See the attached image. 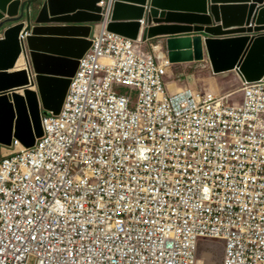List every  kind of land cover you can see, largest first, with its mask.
<instances>
[{"label":"built area","instance_id":"obj_1","mask_svg":"<svg viewBox=\"0 0 264 264\" xmlns=\"http://www.w3.org/2000/svg\"><path fill=\"white\" fill-rule=\"evenodd\" d=\"M113 3L43 135L0 149V264H200L211 240L264 264V79L170 90L164 43L108 31Z\"/></svg>","mask_w":264,"mask_h":264},{"label":"water","instance_id":"obj_2","mask_svg":"<svg viewBox=\"0 0 264 264\" xmlns=\"http://www.w3.org/2000/svg\"><path fill=\"white\" fill-rule=\"evenodd\" d=\"M101 1L0 0V145L34 146L42 115L60 112L102 20ZM107 30L160 39L173 64L207 60L214 74L264 79V0H114ZM21 32L29 33L25 41Z\"/></svg>","mask_w":264,"mask_h":264},{"label":"rangeland","instance_id":"obj_3","mask_svg":"<svg viewBox=\"0 0 264 264\" xmlns=\"http://www.w3.org/2000/svg\"><path fill=\"white\" fill-rule=\"evenodd\" d=\"M189 77L192 78L194 85H197L199 89L200 87H206L207 89L209 86L201 83L207 81V79H211V82L214 81L215 85L218 84L219 94H234L241 87L240 81L237 80V75L234 73L213 75L207 60L174 64L170 70L168 81H177L179 86L184 87L190 85ZM236 96L239 97L240 93ZM207 244L209 246L200 252V264H219L222 255L221 244L214 240L208 241Z\"/></svg>","mask_w":264,"mask_h":264},{"label":"crops","instance_id":"obj_4","mask_svg":"<svg viewBox=\"0 0 264 264\" xmlns=\"http://www.w3.org/2000/svg\"><path fill=\"white\" fill-rule=\"evenodd\" d=\"M100 30V26H96V28H95V30L93 31V32H98ZM158 40H160V39H156V40H152V42H156V41H158ZM159 54V53H158ZM172 69V68H171ZM213 75H216V74H214V73H212ZM237 75V74H236ZM237 80L238 81H240V78H239V76L237 75ZM201 84H203V85H205V86H209L210 87V89L212 88V85H214L215 87H216V89H217V93H218V84L217 85H215V83H214V81H212L211 82V79H207V81H204L203 83H201ZM178 88V89H181L183 86H179V83L176 81H173V82H171L170 84H169V88H170V90H172V91H176V90H178V89H174V88ZM208 87V88H209ZM172 88V89H171ZM207 88V89H208ZM200 89H206V87H200ZM4 146V145H3ZM1 147H2V145H0V149H1Z\"/></svg>","mask_w":264,"mask_h":264},{"label":"bare ground","instance_id":"obj_5","mask_svg":"<svg viewBox=\"0 0 264 264\" xmlns=\"http://www.w3.org/2000/svg\"><path fill=\"white\" fill-rule=\"evenodd\" d=\"M162 54V53H161ZM235 59H236V55L235 54H232V53H228V55H227V61H226V63H227V65L228 66H233L234 65V62H235ZM23 63V59H21L20 60V65ZM217 75V74H216ZM185 88V86L184 87H182L181 89H178V88H174L175 90L176 89H178V90H176V91H181V90H183ZM172 89V88H171ZM201 91H213V92H215V93H217V89H216V87L214 86V85H212V88L211 89H200Z\"/></svg>","mask_w":264,"mask_h":264}]
</instances>
